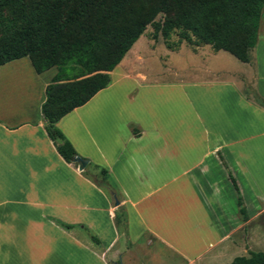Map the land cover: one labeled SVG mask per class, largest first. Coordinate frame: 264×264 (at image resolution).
Segmentation results:
<instances>
[{
    "label": "crops",
    "instance_id": "1",
    "mask_svg": "<svg viewBox=\"0 0 264 264\" xmlns=\"http://www.w3.org/2000/svg\"><path fill=\"white\" fill-rule=\"evenodd\" d=\"M141 37L110 84L56 122L83 170L44 128L57 68L37 73L27 56L0 65V264H229L264 248V102L245 93L264 99V6L237 78L137 70ZM206 46L223 51L193 53ZM93 166L114 198L83 172Z\"/></svg>",
    "mask_w": 264,
    "mask_h": 264
},
{
    "label": "trees",
    "instance_id": "2",
    "mask_svg": "<svg viewBox=\"0 0 264 264\" xmlns=\"http://www.w3.org/2000/svg\"><path fill=\"white\" fill-rule=\"evenodd\" d=\"M263 6L264 0H0V65L27 56L37 73L57 68L41 112L58 153L75 164L79 155L56 122L110 84V71L148 26L153 37L174 33L179 42L209 44L249 62ZM245 93L264 102L249 85ZM83 172L114 198L105 169L93 166ZM116 217L124 228V214ZM229 264H264V251H251Z\"/></svg>",
    "mask_w": 264,
    "mask_h": 264
},
{
    "label": "rangeland",
    "instance_id": "3",
    "mask_svg": "<svg viewBox=\"0 0 264 264\" xmlns=\"http://www.w3.org/2000/svg\"><path fill=\"white\" fill-rule=\"evenodd\" d=\"M153 33V27L148 26L135 48L139 52L138 55L142 56L143 62L138 57L137 59L140 62L138 61L134 68L143 72L151 71L147 73L149 75L152 72L163 70L166 71L164 78L186 82L197 80L198 78L208 80L214 78L231 79L233 77L237 78L239 72L247 67L226 51L208 55L210 54L208 53L210 48L206 46L204 49L206 50L205 54L201 57L200 55H195L193 50L195 51L197 46H204L205 44L194 45L184 40L179 42V37L174 33L169 38H164L160 33L153 37ZM206 68L220 72L212 73L207 71ZM259 251H264V248L259 249Z\"/></svg>",
    "mask_w": 264,
    "mask_h": 264
},
{
    "label": "water",
    "instance_id": "4",
    "mask_svg": "<svg viewBox=\"0 0 264 264\" xmlns=\"http://www.w3.org/2000/svg\"><path fill=\"white\" fill-rule=\"evenodd\" d=\"M73 161L77 164L78 168L80 170H83L84 167L87 165V160L80 157V156H75ZM119 204V201L118 199L115 197V205H118ZM115 264H119V263H115Z\"/></svg>",
    "mask_w": 264,
    "mask_h": 264
}]
</instances>
